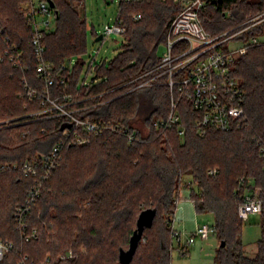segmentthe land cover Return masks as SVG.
I'll use <instances>...</instances> for the list:
<instances>
[{
	"label": "trees",
	"instance_id": "16d2710c",
	"mask_svg": "<svg viewBox=\"0 0 264 264\" xmlns=\"http://www.w3.org/2000/svg\"><path fill=\"white\" fill-rule=\"evenodd\" d=\"M28 1L0 0V119L16 118L11 126L0 128V239L15 243L2 264H20V254L28 255L24 264H121L120 249H127L146 208H155L156 215L130 264H172L170 224L187 176L197 213L212 214L214 232L225 241L214 262L264 264V203L254 257L245 252L239 216L248 181L261 188L264 201V44L250 46L232 68L245 90L247 120L241 126L201 135L186 105L183 134L177 127L156 129L153 121L169 112V88L147 86L128 92L130 85H124L160 63L158 48L166 42L183 0H119L126 42L116 57L96 65L89 83L85 77L92 70L86 61L80 58L71 68L66 63L87 49V22L79 9L85 0H53L57 27L44 33V59L52 64L55 78L63 75L69 82L66 89L55 85L53 94L73 93L82 100L78 106L86 107L79 115L95 121L117 120L134 131L138 128L133 121L141 116L148 127L145 136L138 129V141L106 130L92 135L87 144H70L64 136L65 117L29 116L42 105L38 99L29 100L24 85L41 90L45 83L37 72L31 20L25 17ZM133 13L142 17L135 20ZM263 13L264 0H205L200 18L205 29L217 35ZM263 33L264 20L236 39ZM61 140L63 159L29 214V225L39 236L25 242L13 212L26 200L34 179L25 176L21 163L49 152ZM81 246L85 253L61 259L68 248Z\"/></svg>",
	"mask_w": 264,
	"mask_h": 264
},
{
	"label": "built area",
	"instance_id": "2783aa9c",
	"mask_svg": "<svg viewBox=\"0 0 264 264\" xmlns=\"http://www.w3.org/2000/svg\"><path fill=\"white\" fill-rule=\"evenodd\" d=\"M204 4L205 0H183L182 9L169 26L166 48L160 55V63L124 85H130L128 92L147 86L165 85L169 88V112L153 121L156 129L177 127L179 133L183 134L182 107L186 105L192 108L195 125L201 135H205L209 129L228 131L241 126L247 120L244 107L245 90L240 80L234 76L232 68L237 58L244 55L250 46L264 44V40H260L258 36L248 40L236 37L248 27L263 21L264 13L248 19L236 27H241L238 30L232 28L212 35L205 29L200 18V10ZM24 9L25 17L31 20L33 28L31 40L38 61V76L45 83L41 90L27 83L24 85L29 100L32 102L38 99L42 105V108L29 113V116L65 117L67 122L64 136L70 144H87L92 135H101L106 130L125 134L129 142L138 141V129L132 131L120 121H95L89 116L79 115L86 107L78 106L82 100L75 99L73 93L65 91L58 95L53 94L55 85H61L64 89L69 86L67 77L61 75L55 78L52 64L44 59V33L56 29V11L48 0H30ZM132 16L135 20L142 17L140 13ZM101 33L103 38L112 33L125 35L126 28L122 19L117 16L116 22L106 24ZM19 56L20 54H17L11 59ZM97 57L98 52L86 61L92 72L97 64L106 61H98ZM85 83H89L88 76L85 77ZM64 145L65 141L61 140L49 152L21 163L25 176L34 179L26 200L17 205L13 212L17 229L25 242L39 236L38 229L29 225V214L45 183L60 165ZM12 166L17 167L18 164L13 162ZM215 171L211 170L210 173ZM263 203L261 188L253 181H248L243 201L239 206V216L244 220L251 214H261ZM170 227L173 238L180 240L181 232L175 226V216ZM212 232L214 227L211 224H198L196 231L182 245V254L187 253L186 247L194 243L196 237L204 239ZM14 248L13 241L0 239V264ZM85 252V246L77 250L71 247L61 255V259L67 261ZM26 260L28 255L20 254V264H24Z\"/></svg>",
	"mask_w": 264,
	"mask_h": 264
},
{
	"label": "rangeland",
	"instance_id": "374dc122",
	"mask_svg": "<svg viewBox=\"0 0 264 264\" xmlns=\"http://www.w3.org/2000/svg\"><path fill=\"white\" fill-rule=\"evenodd\" d=\"M119 7V0H85L83 5H79V9L84 13L87 22V49L86 52L80 55H73L66 59L68 67H72L80 58L88 61L97 52L98 61H110L118 55L123 44L126 42V35L112 33L97 41L94 31H97L99 36V34H102L101 32L106 24H114L119 13ZM258 37L260 40H264V33ZM165 48V43L160 44L158 55H162ZM93 76L94 72L89 73L88 79H91ZM14 120L16 118L0 119V128L11 126ZM133 125L142 131L144 136L148 133V127L142 121L141 116L133 121ZM190 180L191 177L187 176L180 191L175 224L176 228L181 231V238L180 240L177 238L173 240L172 264H216L214 258L216 250L221 244V240L216 232H212L209 237L204 239L196 237L195 242L186 247L187 253L185 255L182 254V245L196 231L197 225L204 223L212 224L214 222L212 214L197 213L194 203L189 197L191 189L188 187V182ZM197 219L198 223H196ZM242 222V241L245 252L247 255L254 257L258 251V241L261 238V215L251 214L248 218L242 220ZM128 247L129 243L126 244L125 248Z\"/></svg>",
	"mask_w": 264,
	"mask_h": 264
},
{
	"label": "water",
	"instance_id": "95a60500",
	"mask_svg": "<svg viewBox=\"0 0 264 264\" xmlns=\"http://www.w3.org/2000/svg\"><path fill=\"white\" fill-rule=\"evenodd\" d=\"M48 1L50 5L54 7L55 4L53 0H48ZM101 39H103V34H99V36H97L96 38L97 41ZM155 215H156L155 208H146L141 211L137 219V228L134 230L130 238L129 247L127 249L124 248L120 249L119 260L121 264H130L136 253L139 243L143 238V233L145 228L150 227L153 224ZM221 246H225V241L221 242Z\"/></svg>",
	"mask_w": 264,
	"mask_h": 264
},
{
	"label": "crops",
	"instance_id": "0c3cea01",
	"mask_svg": "<svg viewBox=\"0 0 264 264\" xmlns=\"http://www.w3.org/2000/svg\"><path fill=\"white\" fill-rule=\"evenodd\" d=\"M178 205H179V203H178ZM175 215H176V212H175ZM196 223H198V219L196 220ZM175 226H176V224H175ZM181 232V231H180Z\"/></svg>",
	"mask_w": 264,
	"mask_h": 264
}]
</instances>
